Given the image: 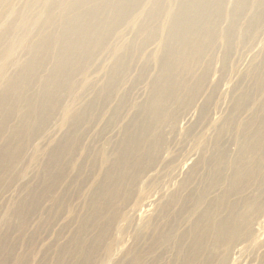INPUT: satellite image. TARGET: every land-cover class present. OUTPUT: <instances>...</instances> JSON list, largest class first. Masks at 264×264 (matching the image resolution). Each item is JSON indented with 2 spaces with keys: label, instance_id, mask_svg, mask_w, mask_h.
Instances as JSON below:
<instances>
[{
  "label": "bare ground",
  "instance_id": "6f19581e",
  "mask_svg": "<svg viewBox=\"0 0 264 264\" xmlns=\"http://www.w3.org/2000/svg\"><path fill=\"white\" fill-rule=\"evenodd\" d=\"M8 235L18 264H264V0H0Z\"/></svg>",
  "mask_w": 264,
  "mask_h": 264
},
{
  "label": "rangeland",
  "instance_id": "374dc122",
  "mask_svg": "<svg viewBox=\"0 0 264 264\" xmlns=\"http://www.w3.org/2000/svg\"><path fill=\"white\" fill-rule=\"evenodd\" d=\"M5 198V197H4ZM75 201V198L74 199H72V202H74ZM1 210H2V208H1ZM51 213L53 212V210H51L50 211ZM63 219H62V217L61 218H56L55 220H53V223H52V225L49 227V228H47V229H45V227H44V225L41 227V230H42V233L38 236V238L34 241V242H29V243H24L22 246H25V245H27L26 247H20L19 248V250L17 251V248H16V251H15V248H14V246L11 248V243H12V241L15 239V238H13V237H10L9 235V242H8V244H7V241L1 246V244H0V247H1V249H3L4 251H6V255L2 252V253H0V260L1 259H3L4 258V255H5V259L3 260V261H1L0 262V264H18V261H17V257L16 256H14V254H13V250L16 252V255L17 254H19V253H21V252H35V251H37L38 250V247H39V245L42 243V242H46V243H48L47 241H48V239H50L49 241H51L53 238H55L54 237V235H55V233L56 232H54L55 230H58V229H60V223H61V221H62ZM58 227V228H57ZM57 228V229H56ZM58 232V231H57ZM52 233H54V234H52ZM65 240V238H64V236L60 239V241L61 242H63ZM29 244V245H28ZM7 245V246H6ZM16 246V245H15ZM47 248V247H46ZM46 248L45 247H43L42 248V251H40L39 252V254L41 255L45 250H46ZM9 255V256H8ZM40 255H39V257H40ZM18 256V255H17ZM8 257H10L11 258V260H9L8 259ZM12 257H14V258H12ZM16 257V258H15ZM235 257H237L236 255H235ZM6 260V261H5ZM7 262V263H6ZM63 264H70V262L69 263H67V262H64ZM92 264H98L97 262H93Z\"/></svg>",
  "mask_w": 264,
  "mask_h": 264
}]
</instances>
